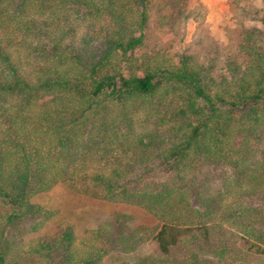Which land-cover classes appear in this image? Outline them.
Instances as JSON below:
<instances>
[{"label":"trees","instance_id":"obj_1","mask_svg":"<svg viewBox=\"0 0 264 264\" xmlns=\"http://www.w3.org/2000/svg\"><path fill=\"white\" fill-rule=\"evenodd\" d=\"M149 0H0V264H98L147 242L151 264L264 255V32L219 65L148 51ZM63 183L114 212L31 235ZM195 196L196 203L192 201Z\"/></svg>","mask_w":264,"mask_h":264},{"label":"rangeland","instance_id":"obj_2","mask_svg":"<svg viewBox=\"0 0 264 264\" xmlns=\"http://www.w3.org/2000/svg\"><path fill=\"white\" fill-rule=\"evenodd\" d=\"M253 29L264 32V0H149L143 49L185 50L201 60L217 57L222 65L238 53L243 34ZM32 201L50 213L33 236L59 235L69 226L82 236L114 212L131 214L135 225L159 224L135 206L87 197L63 183L33 196ZM192 201L196 203L195 196ZM156 257L155 248L144 242L132 250L111 253L98 264H151ZM200 264H264V255L250 254L241 261L207 255Z\"/></svg>","mask_w":264,"mask_h":264}]
</instances>
